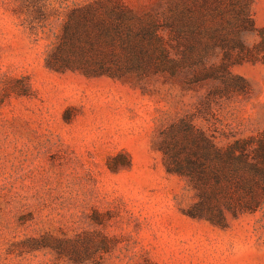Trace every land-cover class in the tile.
<instances>
[{
	"label": "rangeland",
	"instance_id": "rangeland-1",
	"mask_svg": "<svg viewBox=\"0 0 264 264\" xmlns=\"http://www.w3.org/2000/svg\"><path fill=\"white\" fill-rule=\"evenodd\" d=\"M118 1L157 0H0V264H264V206L191 217L196 193L161 150L184 118L220 147L259 140L264 64L232 69L248 95L212 102L205 87L51 67L79 9ZM251 13L264 30V0Z\"/></svg>",
	"mask_w": 264,
	"mask_h": 264
},
{
	"label": "trees",
	"instance_id": "trees-1",
	"mask_svg": "<svg viewBox=\"0 0 264 264\" xmlns=\"http://www.w3.org/2000/svg\"><path fill=\"white\" fill-rule=\"evenodd\" d=\"M253 0H157L136 10L123 1L82 7L67 24L75 40L57 68L159 77L185 91L207 88L208 102L248 95L232 69L264 64V30L255 26ZM254 39L252 40V38ZM161 150L169 172L186 178L197 201L188 214L222 225L264 206V134L220 147L189 119L172 123Z\"/></svg>",
	"mask_w": 264,
	"mask_h": 264
}]
</instances>
